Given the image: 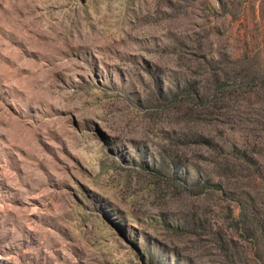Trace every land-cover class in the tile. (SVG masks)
Segmentation results:
<instances>
[{
    "label": "rangeland",
    "instance_id": "obj_1",
    "mask_svg": "<svg viewBox=\"0 0 264 264\" xmlns=\"http://www.w3.org/2000/svg\"><path fill=\"white\" fill-rule=\"evenodd\" d=\"M0 264H264V0H0Z\"/></svg>",
    "mask_w": 264,
    "mask_h": 264
},
{
    "label": "trees",
    "instance_id": "obj_2",
    "mask_svg": "<svg viewBox=\"0 0 264 264\" xmlns=\"http://www.w3.org/2000/svg\"><path fill=\"white\" fill-rule=\"evenodd\" d=\"M201 188H203L205 191H213V190H223V186L218 183H212V182H203L198 184ZM243 210V208H242Z\"/></svg>",
    "mask_w": 264,
    "mask_h": 264
}]
</instances>
